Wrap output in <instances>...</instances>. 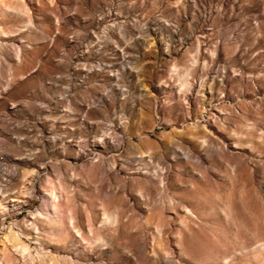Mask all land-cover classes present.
<instances>
[{
	"label": "rangeland",
	"instance_id": "1",
	"mask_svg": "<svg viewBox=\"0 0 264 264\" xmlns=\"http://www.w3.org/2000/svg\"><path fill=\"white\" fill-rule=\"evenodd\" d=\"M0 264H264V0H0Z\"/></svg>",
	"mask_w": 264,
	"mask_h": 264
}]
</instances>
